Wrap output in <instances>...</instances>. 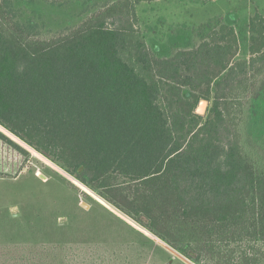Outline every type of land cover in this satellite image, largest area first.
<instances>
[{"label":"trees","instance_id":"trees-1","mask_svg":"<svg viewBox=\"0 0 264 264\" xmlns=\"http://www.w3.org/2000/svg\"><path fill=\"white\" fill-rule=\"evenodd\" d=\"M146 1L44 38L0 0V139L39 150L196 264H264V161L246 128L264 19L245 33L206 23L197 46L160 57L137 25ZM248 34L251 56L236 59Z\"/></svg>","mask_w":264,"mask_h":264},{"label":"rangeland","instance_id":"rangeland-1","mask_svg":"<svg viewBox=\"0 0 264 264\" xmlns=\"http://www.w3.org/2000/svg\"><path fill=\"white\" fill-rule=\"evenodd\" d=\"M8 1L19 20L36 24L40 36L50 38L118 0ZM137 11L148 47L167 57L197 46L206 23L245 33L252 18L264 19V0H154L141 2ZM250 35L241 40L236 59L251 56ZM248 101L246 128L261 162L264 75ZM3 131L26 151L0 139V264H196L56 161Z\"/></svg>","mask_w":264,"mask_h":264},{"label":"water","instance_id":"water-1","mask_svg":"<svg viewBox=\"0 0 264 264\" xmlns=\"http://www.w3.org/2000/svg\"><path fill=\"white\" fill-rule=\"evenodd\" d=\"M209 102H210V101H209L208 99H202V100H201V103H200V105H199V107L197 108V112H198L199 114H205Z\"/></svg>","mask_w":264,"mask_h":264}]
</instances>
